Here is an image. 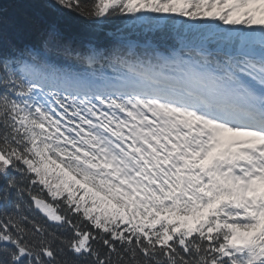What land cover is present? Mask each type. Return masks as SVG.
I'll return each instance as SVG.
<instances>
[{
    "label": "snow or ice",
    "instance_id": "6c2138e0",
    "mask_svg": "<svg viewBox=\"0 0 264 264\" xmlns=\"http://www.w3.org/2000/svg\"><path fill=\"white\" fill-rule=\"evenodd\" d=\"M0 264H264V0H0Z\"/></svg>",
    "mask_w": 264,
    "mask_h": 264
}]
</instances>
